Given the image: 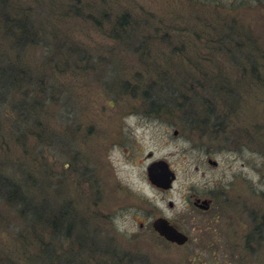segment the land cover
<instances>
[{
    "label": "rangeland",
    "instance_id": "rangeland-1",
    "mask_svg": "<svg viewBox=\"0 0 264 264\" xmlns=\"http://www.w3.org/2000/svg\"><path fill=\"white\" fill-rule=\"evenodd\" d=\"M63 2L77 4L82 18L64 5L43 12L89 58L54 69L48 79L54 89L40 114L47 133L37 136V126L22 140L5 133L0 160L26 164L33 180H47L53 208L67 202L80 218L94 219L93 233L101 228L106 240L151 264H264V12L258 2ZM122 12L135 28L117 39L109 31ZM151 34L150 51H135L136 37ZM51 51L34 48V67ZM170 80L179 105L203 117L208 109L206 127L191 128L179 109L149 111L152 99L174 90ZM157 159L176 174L168 189L147 176ZM196 197L210 198V207H197ZM8 206H0V256L31 264L34 233ZM157 216L188 240L177 244L158 235L151 225ZM93 259L87 262L102 264Z\"/></svg>",
    "mask_w": 264,
    "mask_h": 264
},
{
    "label": "trees",
    "instance_id": "trees-1",
    "mask_svg": "<svg viewBox=\"0 0 264 264\" xmlns=\"http://www.w3.org/2000/svg\"><path fill=\"white\" fill-rule=\"evenodd\" d=\"M62 5L63 0H0V144L5 142V133H17L18 140H22L28 132H34V126L38 128V132H34L37 136L46 134V125L40 114L46 106L49 89H54V84L48 83L49 76L53 75L54 69H60L61 64L65 70L70 60L89 58L84 50L73 45L69 37L55 27L49 12H43L46 6ZM63 9L71 17L82 18V10L77 4L64 5ZM133 23L122 12L115 16L109 33L121 39L127 30L135 28ZM97 27L102 29L101 24ZM145 39L136 37L133 41L135 51L145 54L150 51L153 34ZM39 45L49 46L52 51L42 56L34 67V48ZM168 85L174 90H168L164 98L152 99L149 111L170 114L173 109H179L181 119L191 128L206 127L209 124L208 109L203 117V111L179 105L176 102L179 99L176 81L170 80ZM201 100L207 103L205 97ZM171 103L175 105L170 106ZM29 124L31 126L25 129ZM26 167V164L0 160V206L8 204L15 214L13 219L21 221L23 225L20 226H29L34 233V255L29 256L31 264H89L87 257L96 260V256L106 257L97 258L102 264H151L143 255L119 249L106 240L98 233L101 228L93 233L94 219L84 214L80 218L67 202H59L53 208L46 194L47 180L35 175L33 180ZM21 232L20 236L26 239L22 228ZM0 264L18 262L7 255L0 256Z\"/></svg>",
    "mask_w": 264,
    "mask_h": 264
},
{
    "label": "water",
    "instance_id": "water-1",
    "mask_svg": "<svg viewBox=\"0 0 264 264\" xmlns=\"http://www.w3.org/2000/svg\"><path fill=\"white\" fill-rule=\"evenodd\" d=\"M209 162H216V160L209 158ZM147 176L152 184L155 186L168 189L172 186V183L176 177L174 170H172L165 159H157L151 161L147 165ZM209 198H200L196 197L193 200V203L202 208L208 209L209 207ZM152 228L158 233V235L164 237L170 242L177 244L185 243L189 236L187 233L180 230L175 224L170 222L164 216H157L151 222Z\"/></svg>",
    "mask_w": 264,
    "mask_h": 264
},
{
    "label": "flooded vegetation",
    "instance_id": "flooded-vegetation-1",
    "mask_svg": "<svg viewBox=\"0 0 264 264\" xmlns=\"http://www.w3.org/2000/svg\"><path fill=\"white\" fill-rule=\"evenodd\" d=\"M256 2H258V4H259V6H260V8H261V10L264 12V0H255ZM212 165H216L217 164V162H214V163H212V162H210ZM209 200H210V198H209ZM210 204H211V200H210V202H209V207H210ZM198 207V206H197ZM208 207V208H209ZM200 208V207H199ZM207 210V209H206Z\"/></svg>",
    "mask_w": 264,
    "mask_h": 264
}]
</instances>
